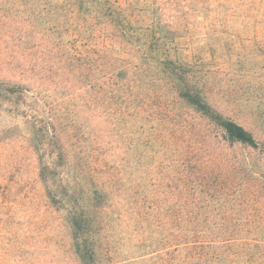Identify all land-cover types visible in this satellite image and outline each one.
<instances>
[{
	"label": "trees",
	"instance_id": "obj_1",
	"mask_svg": "<svg viewBox=\"0 0 264 264\" xmlns=\"http://www.w3.org/2000/svg\"><path fill=\"white\" fill-rule=\"evenodd\" d=\"M188 16L210 29L264 33V0H0V44L21 46L26 126L21 234H4L0 264L262 262L264 240L248 237L246 226L217 233L180 221L195 216L199 183L188 164L200 168L203 159L146 137L165 121L174 126L170 98L214 124L222 140L257 146L183 71ZM142 136L145 151L155 148L151 168L136 155Z\"/></svg>",
	"mask_w": 264,
	"mask_h": 264
},
{
	"label": "rangeland",
	"instance_id": "obj_2",
	"mask_svg": "<svg viewBox=\"0 0 264 264\" xmlns=\"http://www.w3.org/2000/svg\"><path fill=\"white\" fill-rule=\"evenodd\" d=\"M166 20L172 21L170 17ZM185 20L190 27L183 29L187 34L182 31V51L178 53V61L186 64L183 71L206 95L209 105L242 125L257 146L222 140L214 124L184 104H172L170 98L166 101L170 112L165 115L174 126L163 121L158 136L149 131L146 137L155 147L160 140L189 146L195 149L194 159H203L200 168L195 162L188 164L199 183L194 189L197 204L195 216L183 217L181 222L215 227L217 233L222 226H246L248 237L264 240V33L246 32L232 25L210 29L202 19L191 16ZM12 45L10 40L0 44V250L8 249L4 234H21V160L25 156L22 153L21 157V130L26 126L21 116V46L14 49ZM144 138L137 141L140 148L136 155L145 153L151 168L155 148L145 151ZM116 153L120 155L117 149ZM189 157L178 156L180 160ZM14 253L21 257V251ZM258 264H264V258Z\"/></svg>",
	"mask_w": 264,
	"mask_h": 264
}]
</instances>
